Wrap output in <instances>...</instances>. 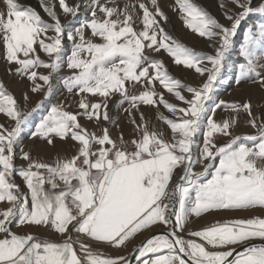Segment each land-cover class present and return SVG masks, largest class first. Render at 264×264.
Instances as JSON below:
<instances>
[{"label":"snow or ice","instance_id":"6c2138e0","mask_svg":"<svg viewBox=\"0 0 264 264\" xmlns=\"http://www.w3.org/2000/svg\"><path fill=\"white\" fill-rule=\"evenodd\" d=\"M2 3L3 58L16 65L15 74L26 77L30 91L42 93V99L28 109L25 93L21 110L0 83V114L13 122L11 127L0 123V202L8 205L0 209V264H131L133 254L136 264H264V118L254 116L247 101L214 99L242 23L252 14H264V0L258 5L254 0H230L238 11H225L228 24L195 0H175L184 25L210 42L211 54L198 52L165 31L161 21L167 17L158 0H150L154 10L144 0H138V9L134 2L121 6V0H83V5L79 0L75 5L58 0L71 18L83 9L84 18L75 27L71 19L61 22L53 0H40L51 22L17 0ZM240 35L241 60L232 65L236 84L250 81L264 90V23L249 25ZM65 36L72 45L68 54ZM161 49L176 65L194 69L201 77L199 85L174 78L163 61L150 54ZM65 66L70 74L62 75ZM41 67L48 71H37ZM57 78L69 94L79 97L78 111L52 104L28 137L53 146L56 138L70 137L78 147L70 158L46 162L34 159L20 141L32 114L53 95ZM156 81L186 106L167 101L156 91ZM137 88L142 89L138 94ZM86 94L101 100L90 102ZM117 95V106H129L125 111L133 126L130 139L123 133L113 139L107 126L97 135L81 125V116L110 124L108 102ZM140 105H163L172 114L157 112V121L170 130L168 138L155 123L150 128ZM220 108L225 116L217 120ZM134 112H139V122ZM241 113L254 133H235ZM17 147L26 165H16ZM195 165L202 169L196 171ZM14 175L22 178L27 193L20 191ZM211 210L260 214L188 229L190 216ZM13 224L43 227L61 239L18 234ZM158 225L164 231L150 234L128 255H105L92 247L103 243L121 249Z\"/></svg>","mask_w":264,"mask_h":264},{"label":"rangeland","instance_id":"374dc122","mask_svg":"<svg viewBox=\"0 0 264 264\" xmlns=\"http://www.w3.org/2000/svg\"><path fill=\"white\" fill-rule=\"evenodd\" d=\"M21 6H28L36 10L45 21L51 22V18L43 11V8L40 4V0H17ZM70 5H75L77 0H67ZM80 4L83 5V0H79ZM103 2V0H101ZM126 2L137 3L138 9V0H121V6ZM144 2L149 6L150 10L152 6L150 0H144ZM195 2L204 7L212 16H214L220 23L228 24V20L225 18V11L231 9L232 11H238L234 5L230 3V0H195ZM260 0H254L255 4H259ZM54 11L57 13L61 22H65L71 19L73 26H77L79 21L84 18L85 13L81 8V12L75 17L71 18L70 16L64 14L62 9L59 6L58 0H53ZM224 4L225 7L220 5ZM158 5L167 17L166 21H161L162 26L165 31L170 34L172 37L179 40L181 43L185 44L188 47L193 48L198 52L203 53H213L212 47H210V42L203 37H200L195 32L188 29L181 18L178 7L175 5V0H158ZM4 9L2 0H0V11ZM142 15V12H141ZM264 23V14H252L250 15L241 25L240 30L235 37V44L230 50V54L227 57V65L223 70L216 86L214 89V99L218 102L219 100H224L225 102H237L244 103L245 101L249 102L252 106L251 110L254 116H259L264 118V90H261L257 84H253L250 81H243L239 85L236 84L234 69L232 65L234 63L240 62L241 58L237 55V48L241 42V33L252 24ZM137 28L140 27L139 21H137ZM51 34V33H50ZM90 35V30L86 32V36ZM64 52L68 54L71 49V42L67 40L66 36L64 39ZM37 51L42 59L47 60L48 57L40 52L39 46L37 45ZM154 55L155 58L163 61L168 72L174 77L180 79L184 84L191 86H198L201 82V77L194 69H189L183 65H176L171 56L168 55L163 49L158 53H150ZM16 65H9L3 58V48L0 47V83H3L6 90L13 94L14 98L17 101L18 106L21 110H25V100L24 94L27 93L29 100L27 101V108L31 109L35 106L38 100L42 99L41 94H33L30 91V82L26 77L15 74L14 69ZM13 69L12 72L9 69ZM37 71L46 73L48 70L44 68H38ZM70 74V70L66 66L62 69V75ZM154 87L158 93H163L165 99L171 103L177 104L180 107H185L182 101H179L173 94L168 93L158 81L154 82ZM142 90L140 88L135 89V93ZM182 94L190 98V94L185 90L181 89ZM253 91V92H252ZM87 99L90 102H99L101 100L98 96H92L91 94H86ZM119 97L114 96L108 102V111L112 117L110 124L103 121L101 118L99 124L95 122V119L89 121L84 117H78L79 122L84 126L88 131L95 132L97 135L102 134V130L105 126L109 128L110 135L113 139H118L121 133H123L124 139L128 140L131 138L133 132V126L130 121L127 120V109L129 106L125 103L122 107L116 105L115 101ZM158 99V97H157ZM79 97H75L74 94H69L67 90L63 87L60 79L57 78L54 81L53 95L45 100L39 109H37L29 119V122L24 128V135L21 138L20 145L26 151H30L34 159H42L46 162H53L57 157H69L75 154L77 150L76 142L72 141L69 137L67 140H60L56 138L54 140V146L48 145L45 140L42 138L29 139L28 132L30 129L34 128V124L38 122L41 117L46 114L47 110L51 107L52 104L62 103L67 111L77 112V104ZM139 112L144 113L145 119L150 121V128L152 123L156 124V129L165 134V137L168 138L170 135V130L167 128L162 121H157V112H162L165 115L171 117V113L163 107V105L154 106H139ZM139 112H134L137 122L140 120ZM225 116V111L223 108L217 110L215 118L217 120L222 119ZM240 123L234 129L235 133L243 134L248 133L252 134L255 132L250 126H246L245 121L247 120V115L241 113L239 115ZM0 123L4 124L6 127L12 126V121L10 118L6 117L4 114H0ZM199 142H202V136L197 137ZM15 163L17 166L26 165V162L20 159V147L16 148V158ZM194 169L200 171L202 169L201 165H195ZM175 179V178H174ZM14 182L19 185L20 191L27 193V188L19 175L13 176ZM8 205L6 202H0V209L6 208ZM254 214H260L259 210H211L208 213L202 214L200 217L190 216L188 221V229L199 230L200 228L210 225L211 223L220 221L223 222L229 219L237 218H249ZM12 230L18 234H27L29 232L39 235L40 237H50L53 240H60L61 237L58 234H54L43 227H25V226H16L13 224ZM156 229H163V226L158 225ZM155 230V229H154ZM148 231H143L140 234H137L135 238L127 244L126 247L121 249H116L110 247L103 243H95L92 245L94 250L102 251L105 255L115 256L119 255H128L132 252L134 246L138 245L147 235ZM136 264V262H134Z\"/></svg>","mask_w":264,"mask_h":264},{"label":"water","instance_id":"95a60500","mask_svg":"<svg viewBox=\"0 0 264 264\" xmlns=\"http://www.w3.org/2000/svg\"><path fill=\"white\" fill-rule=\"evenodd\" d=\"M163 231H164V229H155V230H153L152 233H149L143 240H145L146 238H148L150 234H159L160 232H163ZM134 262H135V258H134V254H133V258H132L131 264H134Z\"/></svg>","mask_w":264,"mask_h":264},{"label":"bare ground","instance_id":"6f19581e","mask_svg":"<svg viewBox=\"0 0 264 264\" xmlns=\"http://www.w3.org/2000/svg\"><path fill=\"white\" fill-rule=\"evenodd\" d=\"M253 92V91H252Z\"/></svg>","mask_w":264,"mask_h":264}]
</instances>
